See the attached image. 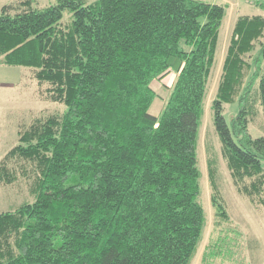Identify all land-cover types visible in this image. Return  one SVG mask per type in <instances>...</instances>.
I'll return each instance as SVG.
<instances>
[{
	"label": "trees",
	"instance_id": "trees-1",
	"mask_svg": "<svg viewBox=\"0 0 264 264\" xmlns=\"http://www.w3.org/2000/svg\"><path fill=\"white\" fill-rule=\"evenodd\" d=\"M66 10L73 20L63 25ZM229 11L211 0H15L0 9V64L34 69L67 106L21 129L1 161L0 185L21 165L35 200L0 212V264H193L208 224L199 138ZM263 37V15L237 18L210 108L235 184L262 206L264 135L250 125L264 114V67L253 60L259 45L264 56ZM169 72L176 84L154 116L152 84ZM207 164L222 229L203 264L223 256L234 222L216 157Z\"/></svg>",
	"mask_w": 264,
	"mask_h": 264
},
{
	"label": "rangeland",
	"instance_id": "rangeland-1",
	"mask_svg": "<svg viewBox=\"0 0 264 264\" xmlns=\"http://www.w3.org/2000/svg\"><path fill=\"white\" fill-rule=\"evenodd\" d=\"M13 1L15 0H0V9ZM211 1L221 4L228 3L225 0ZM228 1L234 4L229 3L233 8H230L228 18L222 29L218 63L211 81L210 95L199 138V155L204 177L202 201L208 214V224L193 264H203L202 257L206 247L217 241L220 229H222V227L216 228L214 223V207L211 202V187L207 168L210 154L216 157L218 161L220 189L234 221L231 225L233 230L231 242L222 244L223 256L216 257L211 264H264V206L253 202L249 197L242 194L235 184L222 156L221 143L215 131L210 109L235 22L242 15L264 16V0H258L260 2L258 5L247 4V0ZM56 2L57 0H35V6L45 7L56 4ZM240 2L242 6H239ZM72 20L73 13L66 10L62 24L67 25ZM262 42H264V37ZM260 48L259 45L253 53L255 68L260 64L264 67V56L260 53ZM177 78V73L169 72L153 82L152 86L158 97L150 108L152 115H161L172 94ZM48 87L47 83L42 86L38 83L34 69L0 64V165L5 154L18 143L21 129L27 128L36 118L50 114H62L67 109L65 104L54 102L49 98ZM226 107V118L231 125L232 117L237 113L239 105L233 104ZM250 132L254 137L264 135V114L261 110L258 118L251 123ZM31 184L32 179L27 177L24 174V169L18 165L16 180L8 185H0V212L14 209L26 201L33 202L35 197L31 192ZM227 254H231L232 257H226Z\"/></svg>",
	"mask_w": 264,
	"mask_h": 264
},
{
	"label": "crops",
	"instance_id": "crops-1",
	"mask_svg": "<svg viewBox=\"0 0 264 264\" xmlns=\"http://www.w3.org/2000/svg\"><path fill=\"white\" fill-rule=\"evenodd\" d=\"M225 1H227L228 4L231 3V2H229L228 0H225ZM231 4H232V3H231ZM233 4H234V3H233ZM233 4H232V5H233ZM247 4H256V5H258V4H260V2H259L258 0H255V2H252V0H247ZM239 6H242V3H241V2L239 3ZM230 8H233V7L230 6ZM230 10H231V9H230ZM247 15H249V14H247Z\"/></svg>",
	"mask_w": 264,
	"mask_h": 264
}]
</instances>
